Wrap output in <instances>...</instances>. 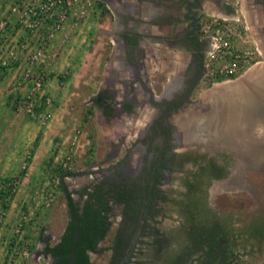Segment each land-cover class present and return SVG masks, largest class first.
<instances>
[{"label":"flooded vegetation","instance_id":"af4514ba","mask_svg":"<svg viewBox=\"0 0 264 264\" xmlns=\"http://www.w3.org/2000/svg\"><path fill=\"white\" fill-rule=\"evenodd\" d=\"M109 1L115 0L92 1L89 35H94L99 26L103 51L98 64L108 47V55L111 52L120 55V65L114 67V62L112 70L106 73L107 58L101 72L90 74L91 86L97 74L100 79L88 98L98 108L97 124L102 141L110 149L104 159L107 172L93 183H101L104 190L98 191L108 199L110 227L116 216H120L108 246L106 264L115 259L117 264H126L132 256L139 261L144 259L139 264H251L243 257L246 253L236 249V222L232 215L220 216L214 212L221 193L231 191L230 185L218 188L217 182L231 177L234 158L220 149L218 142L202 134L204 127L197 117L202 105L201 87L212 82L204 75V56L212 44L211 37L201 31L203 19L212 16L203 10L204 0H173L169 8L165 7L166 11L153 15L158 24L164 21L168 24L170 18L174 21L172 28L151 36L163 42L164 49L143 48L140 45L143 37L137 33L138 23L123 20L121 15L116 18V4ZM229 2L233 7L241 0ZM217 10L213 5V11ZM213 16L224 18L219 14ZM118 24H129L130 35L123 37L121 29L116 27ZM168 46L173 49L169 50ZM130 73L133 77L127 80V87L121 93L117 83ZM132 79L139 83L141 93L137 85H132ZM139 117L140 125L136 124ZM129 133L133 136L126 140ZM121 148L122 155L118 156ZM78 196L83 201L86 194L82 198ZM69 219L68 216L64 228L52 241L42 234L41 253L46 254V244L55 252L52 254L50 250L46 254L50 264H87L83 253L77 252L81 234L77 220L73 222L74 233L69 226L68 233L63 235ZM164 219L169 220L168 231L163 230ZM180 226L190 230L183 235L182 231H176ZM85 227L89 228L88 236H81L82 245L86 241L90 244V238L98 235L95 226ZM258 235L261 237L263 233ZM105 236L96 249L85 248L90 262V254L97 251ZM63 239L70 247L69 255L61 246L57 248ZM254 264H264V260Z\"/></svg>","mask_w":264,"mask_h":264},{"label":"rangeland","instance_id":"374dc122","mask_svg":"<svg viewBox=\"0 0 264 264\" xmlns=\"http://www.w3.org/2000/svg\"><path fill=\"white\" fill-rule=\"evenodd\" d=\"M5 1L7 5H4ZM0 4V20L3 21L9 14L10 1L2 0ZM11 20L7 25H0V27H4V34H0V76L3 72L4 74L7 71L8 73L12 72L18 57L25 56V62L27 61L25 67L21 71H17L19 83L25 85L19 102L28 113H36L37 108L44 104L41 110L42 117L38 120H42L41 125L45 126L44 129L48 130V134L43 140L46 149L41 151L40 159L36 164H33V172L36 174L33 181L25 188L26 191L23 192L25 195L20 192L12 199L15 200L14 204L11 203V199L8 202L6 209L11 212L10 216L6 218L7 223L4 224L6 230L0 237V264H19V262L20 264H50V257L41 253L43 235L49 237L51 241L59 235L69 216L68 206L64 191L59 183L54 186V199L48 206L40 204L38 207H34L33 192L37 190L40 193L46 188L49 189L54 182L52 178L60 176L59 180L63 181L66 190L71 192V196L75 200H78L79 196L76 190L85 184L102 179L104 173L107 172L108 165L104 159L110 149L102 141L100 125L97 124L98 108H94L93 103H89L88 98L97 87L98 79H100V74H97L96 79L92 80L91 86L89 84L90 74L96 70L101 72L104 62L108 58V55L106 56L107 50L110 49L105 48V56L98 64L101 51H103L99 43L101 39L98 37L99 26L94 35H88L85 30V26L90 25L88 17L82 22L84 25L79 27L77 31L79 35L73 33L70 36L63 38L59 36L53 40L42 35H32L27 27L15 19ZM39 46H42L41 54L36 62L31 63L28 56L35 47ZM61 46L64 51L59 55L58 51H60ZM10 48L14 49H12L14 56L9 54ZM3 60H6V63H3ZM27 66L31 67L33 74L44 73V85L40 91L50 97L48 102L43 103L42 101L40 103L41 97L37 92L33 93L32 97L27 95L32 90V83L23 78ZM62 74L65 75L61 76L62 82H59V75ZM30 100H34V103L31 110H27L25 106ZM46 122L50 124L48 123V125ZM132 136L133 134L129 133L126 140L131 139ZM111 139H115V136H111ZM122 151L123 148L120 149L118 156L122 155ZM45 153L48 158L49 156H53V158L50 160L48 158L47 160L42 159ZM66 155H69L68 159L65 157ZM63 161H66L67 167L65 168L69 169L61 176L59 168H63L61 165ZM42 173L44 175L40 178ZM243 183L241 175L237 174H232L231 177L218 181V188H222L220 186L224 184L230 185L229 189H237V191L231 190L225 194L221 193L220 202L217 200L214 212H219L220 216L225 213L232 215L233 222H236L234 226L238 243L236 249L246 253L243 255L244 259L248 262L250 260V263L254 264L264 260V237L260 239L253 237L249 232L251 228L249 226L254 220L260 219L263 224L261 225L264 227V194L261 196L262 198L250 197L245 190L239 189ZM261 183L264 184V182ZM28 199L31 200L27 203ZM26 204L31 205L27 207ZM26 208L30 210V219L25 225L21 237L25 242L24 246L28 248V255L22 258L13 251L15 240L19 237L14 232V223L17 215ZM119 219L120 216H116L115 222L112 223L105 238L98 245L97 251L90 254L92 264H106L110 252L108 246L112 241ZM32 224L35 226L34 230L31 229L34 233L30 230ZM168 224L169 220L164 219L162 226L165 228L163 230H169ZM188 230L190 228L187 226H180L176 229L177 232L182 231L183 235ZM40 234L41 237L39 238ZM139 260L136 256H132L125 263L139 264L138 262L144 261V259Z\"/></svg>","mask_w":264,"mask_h":264},{"label":"crops","instance_id":"0c3cea01","mask_svg":"<svg viewBox=\"0 0 264 264\" xmlns=\"http://www.w3.org/2000/svg\"><path fill=\"white\" fill-rule=\"evenodd\" d=\"M92 1L89 0L86 15L82 19L79 21L75 19L66 25L64 31L67 36L73 33L79 35L77 31L81 25H84L82 22L87 17L89 18L93 5ZM172 1L115 0L109 2L116 4V18L121 15L123 20L138 23L137 33L143 37L140 43L143 48L164 49L166 45L151 36L160 34L162 32L160 30L172 28L174 21L173 18L169 17L171 22L168 24H164L165 21L163 24H158L154 21L153 15L157 12H163V10L166 11L165 7L169 8ZM230 3L232 2L229 0H204L201 5L203 10L212 16L219 14L224 18H243L247 23L251 37L260 49L262 59L234 77L213 80L209 84L202 85L199 92L202 105L197 117L204 127L202 134H206L208 140L218 142L220 149L228 151L233 156L234 165L231 166V174L241 175L244 181V186L239 189L245 190L250 197L257 199L262 198L261 196L264 194V184L261 183L264 182V0H241V3L235 2L233 7L230 6ZM4 5H7L6 1ZM213 5L218 8L217 12L213 11ZM109 6L113 8L112 4ZM108 12L106 8L105 13L108 14ZM116 27L121 29L123 37L130 35L129 24H122L121 26L118 24ZM89 29L90 25L87 24L85 30L88 35ZM111 29L113 28L111 27ZM127 43L128 41L126 45H128ZM167 48L173 49L172 46ZM62 49L61 46L60 51H58L59 55L64 51ZM109 51L107 50L106 56ZM119 56L115 52L109 53L110 61L108 60L106 63V73L108 70H112L114 62L116 63L114 67H119ZM25 59V56L22 55L20 58L18 57L15 65H13L14 70L9 73L7 71L5 74L3 72L0 76V176L21 173L22 182L15 195L20 192L23 195L26 191L25 188L33 181L36 174L33 172V164L38 162L39 156L42 155L41 151L46 149L43 140L48 134V130L44 129L45 126L41 125L42 120H38L42 117V107L37 108L36 113H28L19 102L25 85L19 83L17 71L19 72L25 67L27 63ZM64 75H59V82H62L61 76ZM132 77L131 73L125 74L122 80H126V82L121 80L117 83L121 93L127 87V80ZM132 85H137V91L142 92L137 81L132 79ZM139 118L136 123L141 122L142 119ZM47 158L45 153L42 159L47 160ZM52 158L53 156H49L48 160ZM24 160H27V167L21 169ZM40 175L41 178L44 174ZM228 190L237 191V189ZM15 195L11 198L12 204H14L15 200L12 199L15 198ZM10 212L7 209L5 220L0 227V237L6 230L4 224L7 223L6 218L10 216ZM31 227L30 230L35 229L34 224ZM32 232L34 233V231Z\"/></svg>","mask_w":264,"mask_h":264},{"label":"built area","instance_id":"2783aa9c","mask_svg":"<svg viewBox=\"0 0 264 264\" xmlns=\"http://www.w3.org/2000/svg\"><path fill=\"white\" fill-rule=\"evenodd\" d=\"M9 1V14L3 21L0 20V25H7L9 21H12L11 19H15L21 25L27 27L32 32V35H42L52 40L59 36H62V38L67 36V33L64 31L66 25L75 21V19H78V21L82 19L86 15L87 4L89 3V0ZM3 26L0 27V34H4ZM201 31L204 36H209L212 39L211 48L204 56V75L209 80H212L216 76H224L225 78L234 77L261 59L260 49L251 37L247 23L243 18L206 17L202 21ZM12 49L10 48L8 52L14 56V49ZM41 51L42 46H39L30 52L28 58L31 63L37 61ZM2 62L6 63V60ZM23 78L32 83V90L27 94L28 96L32 97V94L36 92L39 93L40 97L44 96L40 91L44 85L43 72L33 74L31 73V67L27 66ZM44 97L46 102L50 100L49 96L45 95ZM33 103L34 100H30L25 106L26 109L31 110ZM65 157L68 159L69 155ZM66 161H63L61 164L63 168L67 167ZM26 167L27 160H24L21 164V169H25ZM59 179L60 176H54L52 178L54 181L51 184L52 187L50 186L49 189L46 188V190L40 193L37 190L33 192L34 207H38L40 204L48 206L53 201L54 186L60 182ZM21 180L22 176L20 172L9 176H0V227L7 214V209L2 206V201L5 196L10 198L16 194ZM29 200L31 199H28L27 203L30 202ZM26 205L29 207L31 204ZM29 213L30 210H27V208L21 210L14 223V232L19 237L15 240L13 251L22 256V258L28 255V248L24 246L25 242H23L21 234L30 219Z\"/></svg>","mask_w":264,"mask_h":264},{"label":"trees","instance_id":"16d2710c","mask_svg":"<svg viewBox=\"0 0 264 264\" xmlns=\"http://www.w3.org/2000/svg\"><path fill=\"white\" fill-rule=\"evenodd\" d=\"M225 78L224 76H216L214 77L212 80H219V79H223ZM45 96V95H44ZM42 96L41 97V101L40 103H45V97ZM43 105H40L39 107L43 108ZM38 108V109H40ZM59 170L61 171L60 174L62 176L63 173H65L67 170V168H59ZM59 186L62 188V190L64 191L65 194V199H66V203L68 206V213H69V222L67 224V227L63 233V235H66L68 233V228L69 226L73 228L72 233H74V225L73 222L74 220H77L78 222V226L80 228V238H79V242H78V250L77 252H82L84 257L86 258V262L87 264H91L90 260H89V256L87 253H85V248L86 247H91V249H96L95 247L97 246L99 240L101 238H103L105 236V234L107 233L110 224H111V220L108 218L109 213L107 212V210L110 208V205H108V199L107 197L103 196V187L101 185V183H96L94 184L92 183H88L85 184L82 188L76 190V192L80 195V198L83 197L84 194H86V197H83V201L81 200H75L72 196H71V192L66 190V186L63 184V181L61 180L59 182ZM98 190L102 191L99 192ZM12 197V196H11ZM11 197L9 198L8 196L4 197V200L2 201V206H4V208L6 209L8 207V202L11 199ZM202 219L205 220V218L203 217ZM260 219H256L254 220V222L252 224H250L249 227H251L249 229L250 232H252V236L256 237L258 239H260L261 237H264V227L262 226V222H260ZM262 224V225H261ZM89 225H93L96 227V230H98V235L95 238H90L91 243L88 244V241L85 242L84 245L81 244V236L87 238V233H86V228L85 226L89 227ZM261 225V226H260ZM263 231V232H261ZM259 233H263V235H261V237L258 235ZM39 237H41V234L39 235ZM73 237V234L72 236ZM66 239H63L58 245L57 248H59L60 246L63 249V252L66 253L67 255H69V249L70 247L68 246V244L65 241ZM72 240V238H71ZM59 246V247H58ZM51 253L54 254L55 252L53 251L54 249L50 248ZM49 247L46 244V247L44 249V253H48ZM62 255V252H59ZM118 259H115L110 263V264H117Z\"/></svg>","mask_w":264,"mask_h":264},{"label":"water","instance_id":"95a60500","mask_svg":"<svg viewBox=\"0 0 264 264\" xmlns=\"http://www.w3.org/2000/svg\"><path fill=\"white\" fill-rule=\"evenodd\" d=\"M211 133V132H210ZM76 237H77V235H76ZM75 245H76V240H75V242H74V247H75ZM74 252H75V249H73V255H74Z\"/></svg>","mask_w":264,"mask_h":264}]
</instances>
